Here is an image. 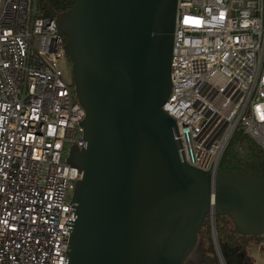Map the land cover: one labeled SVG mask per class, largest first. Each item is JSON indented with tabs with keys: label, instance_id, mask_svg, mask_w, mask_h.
I'll list each match as a JSON object with an SVG mask.
<instances>
[{
	"label": "water",
	"instance_id": "water-1",
	"mask_svg": "<svg viewBox=\"0 0 264 264\" xmlns=\"http://www.w3.org/2000/svg\"><path fill=\"white\" fill-rule=\"evenodd\" d=\"M178 0H75L56 16L72 63L84 148L67 163L82 177L68 264H186L208 220L221 264L216 216L241 236L264 235V177L188 165L171 93Z\"/></svg>",
	"mask_w": 264,
	"mask_h": 264
},
{
	"label": "built area",
	"instance_id": "built-area-1",
	"mask_svg": "<svg viewBox=\"0 0 264 264\" xmlns=\"http://www.w3.org/2000/svg\"><path fill=\"white\" fill-rule=\"evenodd\" d=\"M171 93L185 162L215 175L238 127L264 150V0H178ZM65 39L38 0H0V264H68L84 148Z\"/></svg>",
	"mask_w": 264,
	"mask_h": 264
},
{
	"label": "trees",
	"instance_id": "trees-1",
	"mask_svg": "<svg viewBox=\"0 0 264 264\" xmlns=\"http://www.w3.org/2000/svg\"><path fill=\"white\" fill-rule=\"evenodd\" d=\"M74 4L75 0H38L39 14L43 18H54L71 9ZM63 37L66 41V37ZM219 169L264 177V150L238 127L221 158ZM215 227L219 248L226 262L237 257L239 264H254L250 256L264 243V235L241 236L226 216H216ZM186 264H221L210 220L200 231L197 248Z\"/></svg>",
	"mask_w": 264,
	"mask_h": 264
},
{
	"label": "rangeland",
	"instance_id": "rangeland-1",
	"mask_svg": "<svg viewBox=\"0 0 264 264\" xmlns=\"http://www.w3.org/2000/svg\"><path fill=\"white\" fill-rule=\"evenodd\" d=\"M61 68L65 76L72 80V63L68 58L61 61ZM250 259L254 264H264V243H261L259 247L251 254Z\"/></svg>",
	"mask_w": 264,
	"mask_h": 264
}]
</instances>
